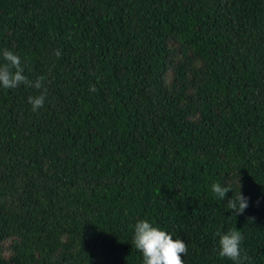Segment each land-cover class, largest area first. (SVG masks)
<instances>
[{
  "label": "trees",
  "instance_id": "obj_1",
  "mask_svg": "<svg viewBox=\"0 0 264 264\" xmlns=\"http://www.w3.org/2000/svg\"><path fill=\"white\" fill-rule=\"evenodd\" d=\"M5 48L44 88L0 86V264H143L142 219L264 264V0H0Z\"/></svg>",
  "mask_w": 264,
  "mask_h": 264
},
{
  "label": "clouds",
  "instance_id": "obj_2",
  "mask_svg": "<svg viewBox=\"0 0 264 264\" xmlns=\"http://www.w3.org/2000/svg\"><path fill=\"white\" fill-rule=\"evenodd\" d=\"M0 56L4 60V63L0 64V86L5 89H16L21 85L38 90L44 88V77H38L33 81L25 75V64L18 54L5 48ZM90 91H95V87L90 88ZM45 98L46 90L38 95L29 96L28 102L32 106V110L37 111L42 108ZM238 183L239 190L235 194L226 182L224 184L217 182L211 185L212 193L223 201L229 192L232 193L226 204L228 209H231V216L235 217L243 215L249 207V198L244 196L241 191V178ZM249 219L251 221L252 218ZM133 227L132 243L136 250L142 254L143 264H185L182 255H187L188 248L183 240L174 239L170 233L154 226L148 220H139ZM216 235L219 237L218 255L233 261L234 264H241V243L244 239L241 232L234 228L224 233L217 232Z\"/></svg>",
  "mask_w": 264,
  "mask_h": 264
}]
</instances>
